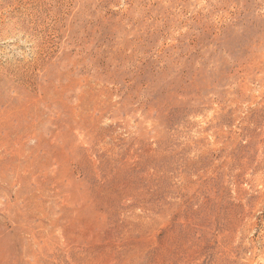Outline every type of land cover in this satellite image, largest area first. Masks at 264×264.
<instances>
[{
	"label": "rangeland",
	"instance_id": "rangeland-1",
	"mask_svg": "<svg viewBox=\"0 0 264 264\" xmlns=\"http://www.w3.org/2000/svg\"><path fill=\"white\" fill-rule=\"evenodd\" d=\"M0 264H264V0H0Z\"/></svg>",
	"mask_w": 264,
	"mask_h": 264
}]
</instances>
